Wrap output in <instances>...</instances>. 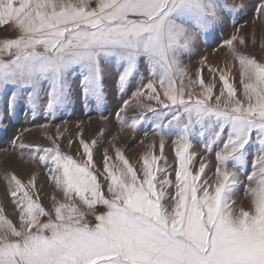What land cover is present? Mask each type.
I'll list each match as a JSON object with an SVG mask.
<instances>
[{
  "label": "snow or ice",
  "instance_id": "6c2138e0",
  "mask_svg": "<svg viewBox=\"0 0 264 264\" xmlns=\"http://www.w3.org/2000/svg\"><path fill=\"white\" fill-rule=\"evenodd\" d=\"M244 7L228 0H0V27L12 33L0 35V125L25 107L46 120L77 99L100 108L115 88L122 100L116 120L137 131L151 119L160 151L151 145L139 170L119 149L118 163L105 152L98 171L96 141L80 139L81 160L61 151L59 136L47 137L53 147L20 143L29 160L48 167L62 199L54 195L46 210L30 195L35 177L27 184L6 177L18 224L0 209V264H264V61L241 51L256 45L254 35L250 41L244 26L235 27L220 44L222 67L206 56L194 76L189 67L201 40ZM261 17L264 0L255 9ZM229 61L238 65L239 92ZM133 108L152 117L122 115ZM169 138L174 181L160 165ZM196 144L202 155L192 151ZM242 184L247 209L235 207Z\"/></svg>",
  "mask_w": 264,
  "mask_h": 264
},
{
  "label": "rangeland",
  "instance_id": "374dc122",
  "mask_svg": "<svg viewBox=\"0 0 264 264\" xmlns=\"http://www.w3.org/2000/svg\"><path fill=\"white\" fill-rule=\"evenodd\" d=\"M94 2V0H93ZM229 3L243 4L244 11L240 15L235 16L233 19L227 21L225 25L217 30L214 35H209L206 40H201V47L199 49L200 55L190 62V74L194 76L195 69L199 66L197 61L201 56L208 58L207 63L212 66H216L218 63L222 67L225 63L224 50L220 49V44L226 38H228L235 27H241V31L247 34L249 40L254 38L256 45L249 44L248 49H242L241 51L245 55L256 57L258 60L264 61V49L260 48V42L262 36H264V17L260 19L255 18V9L259 6L261 0H228ZM7 29L0 27V35H11ZM7 58V57H5ZM186 63H189L186 61ZM229 63L236 65L235 61H229ZM232 72L234 74V83L238 92L240 90L238 65L233 67ZM203 76L206 82L211 79L207 72V68L204 69ZM135 87V86H134ZM219 76L215 78V91L219 94L220 90ZM194 91H199L197 86ZM130 96V93H129ZM129 96H125L124 99H128ZM243 99V96L239 97ZM122 103L121 98L116 94L115 88L108 89L107 102L100 108H97L93 103L91 107L83 105L82 101L77 99L75 107H69L62 114L57 113L56 118L45 119L43 115L34 114L30 109L26 107L18 110L14 116H7L3 125H0V209L3 210V214L14 223L18 224V212L16 206L12 203V198L8 194V184L6 177L10 174H15L21 181L27 184L28 180L35 177V191H30V195L33 199L39 197L42 206L46 210H50L52 206V197L55 195L57 199H62L60 193H57L54 186L49 182L48 167L33 162L28 159L30 153L28 149H21L20 143L24 144H39L43 147H53L52 140L47 137H52L53 140L59 136L60 139L56 141L60 145L61 151L72 155L74 159L81 160V156H77L76 152L80 147V139H84L88 143L96 141V148L94 149V159L97 165L98 171L103 169V155L107 152L108 156L112 158V163H118L115 160L116 151L119 149L123 153L124 157L137 169L140 168V157L148 150L150 146L155 144L154 149L156 155H160L159 151V138L152 135L151 119L143 122L142 127L138 124L137 131L130 130L126 125L122 126L115 117V111ZM135 103V101H133ZM147 103V101H145ZM143 114L147 117H152V114L142 109H130L122 115L125 118L138 116ZM129 122H131L129 120ZM46 124V128H41L40 125ZM19 136L20 139L16 141V145L12 144L15 137ZM71 141V146H69ZM173 145L171 138L166 141L164 149V159L167 160V164L163 160L160 161L162 167H166L171 172V178L174 181V167L175 157L173 152ZM192 151L197 156L203 154V148L200 144H196ZM82 152V150H81ZM208 162L213 167L208 171V176L212 175L214 171L215 154L213 153L208 158ZM249 168L251 166V160H249ZM196 168L199 167V160L196 161ZM101 183L103 177H101ZM244 185H240V190L235 194V207L237 209L243 207L247 209L249 207V200L245 197L243 191ZM106 193V187H105ZM98 211H103V208H98ZM43 220H47V217H43ZM90 223H94V217L89 215L87 217Z\"/></svg>",
  "mask_w": 264,
  "mask_h": 264
}]
</instances>
